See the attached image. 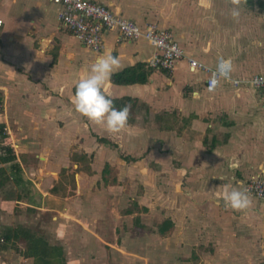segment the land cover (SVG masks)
<instances>
[{"label":"crops","instance_id":"crops-1","mask_svg":"<svg viewBox=\"0 0 264 264\" xmlns=\"http://www.w3.org/2000/svg\"><path fill=\"white\" fill-rule=\"evenodd\" d=\"M93 1L169 29L185 55L173 70L152 68L156 48L117 31H105L94 51L58 20L51 0H0V129L16 145L0 152L8 172L0 176V264H47L24 237L3 235L26 228L14 221L29 212L35 226L50 214L38 232L26 229L61 247L66 264H154V250L165 264H264V199L250 195V208L238 212L221 195L224 185L244 191L264 173V93L233 83L264 74V14L248 0L238 20L230 0ZM105 52L120 67L104 94L131 107L119 134L72 104L79 79ZM189 57L211 69L226 61L229 76L210 90V72L192 69Z\"/></svg>","mask_w":264,"mask_h":264},{"label":"built area","instance_id":"built-area-1","mask_svg":"<svg viewBox=\"0 0 264 264\" xmlns=\"http://www.w3.org/2000/svg\"><path fill=\"white\" fill-rule=\"evenodd\" d=\"M58 6V20L68 27L73 35L94 51H100L104 47L105 31H117L122 40L138 38L147 39L156 52L149 59L148 65L156 69L173 70L177 61L184 55V49L175 40L172 31L160 27L152 22L145 27L139 25L133 19L116 13L110 6L93 0H51ZM4 24L0 16V27ZM192 69H203L210 72L207 79V87L214 90L221 76H229V64L221 60L217 69H211L199 60L188 58ZM233 83L253 87L264 93V74L257 73L244 80L234 79ZM2 106L0 105V110ZM9 143L6 132L0 129L1 148ZM245 190L249 195L264 199V173L252 176L245 184Z\"/></svg>","mask_w":264,"mask_h":264},{"label":"clouds","instance_id":"clouds-1","mask_svg":"<svg viewBox=\"0 0 264 264\" xmlns=\"http://www.w3.org/2000/svg\"><path fill=\"white\" fill-rule=\"evenodd\" d=\"M233 7L230 16L234 20L240 17L239 6L242 0H230ZM247 2V0H243ZM120 60L109 52L100 55L91 65L88 74L79 79L75 88L72 104L75 110L96 125L103 126L110 134L121 133L128 125L130 105L116 108L113 100L104 94L103 88L112 73L119 69ZM222 199L225 207L245 212L251 206V197L244 190L224 185Z\"/></svg>","mask_w":264,"mask_h":264},{"label":"trees","instance_id":"trees-1","mask_svg":"<svg viewBox=\"0 0 264 264\" xmlns=\"http://www.w3.org/2000/svg\"><path fill=\"white\" fill-rule=\"evenodd\" d=\"M2 132H4V128L1 127ZM8 152L11 151L9 148L7 150ZM11 173L14 172L13 177L16 179V174L19 173L20 166L18 164H13L10 167ZM8 172L5 168H0V176L5 177ZM18 181V178L16 179ZM163 229L165 228V225H162ZM161 228V227H160ZM10 233V232H9ZM7 234V238H18V237H24L27 240L28 243V251L31 255L35 256L38 261H44L47 264H51L50 258L54 260L56 259L57 262L61 264H66L63 259V253L62 249L59 246L51 247L49 245V242L44 237L36 236L34 233H32L31 230L18 227L15 229L14 232H11L10 234Z\"/></svg>","mask_w":264,"mask_h":264},{"label":"rangeland","instance_id":"rangeland-1","mask_svg":"<svg viewBox=\"0 0 264 264\" xmlns=\"http://www.w3.org/2000/svg\"><path fill=\"white\" fill-rule=\"evenodd\" d=\"M248 2L250 3V5H252V10L256 11V9H258L257 11L262 12L264 14V0H248ZM251 12H253V11H251ZM262 16L264 17V15H262ZM8 196L10 197L12 195L8 194ZM8 196H6V197H8ZM10 208H12V205L10 206ZM12 209L14 211H17V210L21 211L22 210V208H17V207H13ZM30 215H33V214H31V212H29V216H27V218L29 220L25 219L23 221V223H17V221H14V225L21 224V225H23L26 228H30L32 231H37L38 232L40 230V227H39L40 224L45 223L46 225H48V223H49V220H50V218H49L50 214L49 213L42 214V216L38 220V222L40 223L38 226H35V224L32 221H30V219H31ZM7 234H8V230L5 231L3 235L6 236ZM43 235H45V233ZM46 235L48 236L47 233H46ZM143 252H145V251H143ZM153 252H154V257L153 258L155 260L153 263L154 264H165V255L164 254H160V253H158V251H155V250ZM143 261H141V262L139 261V263L142 264ZM143 264H145V263H143Z\"/></svg>","mask_w":264,"mask_h":264}]
</instances>
